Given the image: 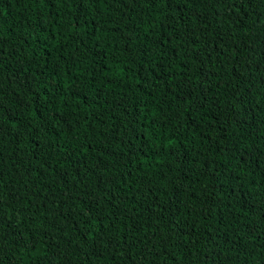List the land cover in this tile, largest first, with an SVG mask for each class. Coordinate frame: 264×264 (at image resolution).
Segmentation results:
<instances>
[{"label": "trees", "instance_id": "obj_1", "mask_svg": "<svg viewBox=\"0 0 264 264\" xmlns=\"http://www.w3.org/2000/svg\"><path fill=\"white\" fill-rule=\"evenodd\" d=\"M0 264H264V0H0Z\"/></svg>", "mask_w": 264, "mask_h": 264}]
</instances>
